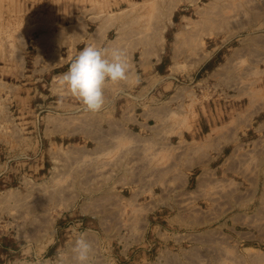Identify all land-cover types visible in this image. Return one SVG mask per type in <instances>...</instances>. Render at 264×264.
<instances>
[{
    "label": "rangeland",
    "instance_id": "1",
    "mask_svg": "<svg viewBox=\"0 0 264 264\" xmlns=\"http://www.w3.org/2000/svg\"><path fill=\"white\" fill-rule=\"evenodd\" d=\"M98 24L121 25L116 35L127 43L160 38L162 32L163 65L172 60L168 70H158L173 75L180 90L170 97L171 88L155 82L157 98L172 102L168 124L197 117L212 97L230 101L233 79L226 86L199 80L210 67L242 68L245 80L264 71V0H0V264H59L61 257L71 264L70 248L80 232L93 244L92 264H264L256 249L236 247L228 235L212 233L204 245L194 241L192 234L203 226L186 221L183 159L166 142L143 141L136 131L118 126V118L96 121L84 109L72 111L84 116L71 124L88 135L57 137L43 154L42 93L48 78L40 72L30 76V59L62 53L64 47L53 45L57 35L50 36L58 33L57 25ZM122 47L128 56L136 49L129 57L136 64L142 46ZM143 84H110L106 101L120 103L126 89ZM249 86L243 88L255 87ZM50 100L53 115L57 102L75 99L57 93ZM153 197L163 209L154 218L160 238L144 248L146 234L154 237L148 217ZM177 211L179 218L163 219Z\"/></svg>",
    "mask_w": 264,
    "mask_h": 264
},
{
    "label": "crops",
    "instance_id": "2",
    "mask_svg": "<svg viewBox=\"0 0 264 264\" xmlns=\"http://www.w3.org/2000/svg\"><path fill=\"white\" fill-rule=\"evenodd\" d=\"M89 21L92 22L93 18ZM105 21L102 23L104 24ZM100 24L57 25L54 28L58 33L54 31L50 36L57 35L53 45L64 47L62 53L52 57L42 52L34 54L30 59L32 63L30 76L40 72L42 76L46 75L48 78V82L43 79L42 93L43 154L53 142L57 143L55 140L57 137L86 133H83L77 124H71L83 120L82 113L72 112L83 109L78 101L57 102L55 107L59 112L51 114V96L59 93L57 85L53 82L68 71L70 63L78 52L89 44L100 47L124 44L142 46L139 48L137 62L132 69L144 84L134 90L131 87L126 89L124 93L127 97H124V101L120 103L114 100L106 101L102 111L85 115L96 121L99 117L112 122L118 118L119 125H113L136 131L143 141H164L175 156L183 159L179 166L182 174L186 172V175L184 174L187 185L186 221L193 222L197 224L196 226H203L202 232L192 234L194 241L198 240V243L204 245L212 233H218L223 237L228 235L236 247L256 249L264 258V71L245 80L242 68L230 64H216L210 67L199 80L226 86V83L233 79L235 86L234 89H230V101L220 102L218 98L212 97L207 104L208 108H204L201 113L197 112V117H188L187 122L181 124L182 126L179 125L180 123L168 124L169 120L166 116L172 102L168 101V104L166 100L157 98L155 82L161 81L163 90L169 86L170 97L178 96L180 90L179 86H174L173 75L162 76L160 74L162 71L158 70L159 68L164 72L168 70L172 60L170 57V63L163 65L162 32L160 38L155 37L147 42H139L135 39L132 41L128 38L127 43L125 38L116 35L121 25ZM160 30L163 31V27H160ZM79 46L83 48H78ZM134 51L135 48L129 57L134 58ZM52 60L55 61L54 65ZM147 74H152L154 78L149 79L150 76ZM33 82L35 79L30 81V99L35 86L31 85L34 84ZM250 82L255 85L254 88H246ZM190 92L188 94L193 97L194 91ZM217 93L212 91L209 94L213 96ZM62 110L70 112L63 113ZM32 124L34 126V120ZM30 140L29 138L28 141ZM74 141L79 144L87 142L78 138ZM150 196L153 194L151 193ZM153 198L154 203L152 202L148 217L154 237L147 239L146 234L143 240L144 248H150L149 243L155 241V237L158 236L157 228L160 227L155 224L154 218L161 216L159 211L163 209L161 203ZM170 202L173 204V199ZM174 216L179 218V213L166 215L167 218L163 219L169 221L170 217Z\"/></svg>",
    "mask_w": 264,
    "mask_h": 264
},
{
    "label": "clouds",
    "instance_id": "3",
    "mask_svg": "<svg viewBox=\"0 0 264 264\" xmlns=\"http://www.w3.org/2000/svg\"><path fill=\"white\" fill-rule=\"evenodd\" d=\"M134 82L140 77L133 72L127 50L122 46H85L74 57L68 71L56 78L62 98L78 101L86 112L98 113L106 104L108 85ZM94 247L86 232H80L70 248L71 264H92ZM59 264H66L63 257Z\"/></svg>",
    "mask_w": 264,
    "mask_h": 264
},
{
    "label": "bare ground",
    "instance_id": "4",
    "mask_svg": "<svg viewBox=\"0 0 264 264\" xmlns=\"http://www.w3.org/2000/svg\"><path fill=\"white\" fill-rule=\"evenodd\" d=\"M170 129V128H169Z\"/></svg>",
    "mask_w": 264,
    "mask_h": 264
}]
</instances>
